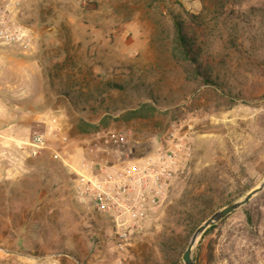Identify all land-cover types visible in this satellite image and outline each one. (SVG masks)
<instances>
[{
  "label": "rangeland",
  "instance_id": "1",
  "mask_svg": "<svg viewBox=\"0 0 264 264\" xmlns=\"http://www.w3.org/2000/svg\"><path fill=\"white\" fill-rule=\"evenodd\" d=\"M224 3L25 0L17 25L30 46H0V264H161L165 232L192 236L264 182V0ZM176 20L194 32L211 83L175 60ZM144 103L156 109L150 118H121ZM54 120L69 142H53L74 167L110 134L126 144L98 153L109 165L174 139L191 147L168 204L128 251L114 252L110 220L79 202L68 166L21 145ZM216 225L194 248L195 264H264V191Z\"/></svg>",
  "mask_w": 264,
  "mask_h": 264
},
{
  "label": "built area",
  "instance_id": "2",
  "mask_svg": "<svg viewBox=\"0 0 264 264\" xmlns=\"http://www.w3.org/2000/svg\"><path fill=\"white\" fill-rule=\"evenodd\" d=\"M80 7H88L95 0H73ZM25 0H0V46L9 49L30 46L31 34L27 27L17 25ZM54 120L46 133L37 134L22 146H29L30 156L49 152L52 159L64 163L76 175L75 192L81 204L88 205L99 216L110 220L113 228V250L122 254L131 247L147 222L168 204L174 183L184 162L191 158V147L174 139L165 149L150 157L140 158L120 166L109 165L100 151L126 144L122 134H110L99 139L94 148L74 167L53 142H69L66 135H58ZM20 147V148H23Z\"/></svg>",
  "mask_w": 264,
  "mask_h": 264
},
{
  "label": "trees",
  "instance_id": "3",
  "mask_svg": "<svg viewBox=\"0 0 264 264\" xmlns=\"http://www.w3.org/2000/svg\"><path fill=\"white\" fill-rule=\"evenodd\" d=\"M221 1L230 4H240L244 0ZM173 56L177 62L182 64L185 71L190 72L189 74H191L193 78L197 79L201 77L206 83H211V77L208 75V69L203 68L200 63L201 48L198 45L195 34L182 20L175 21V46L173 48ZM155 111L156 109L152 104L144 103L137 109L122 115L121 118L127 122L135 119H148ZM106 124L107 123H104V120H102L98 125L80 121L77 125V131L80 134H88L98 130L102 125L104 126ZM216 226L217 225H214L209 228L205 234L214 230ZM191 234L192 233L190 232L183 240H179L177 237L165 232L161 240L158 242L159 252L161 254V264H184L182 257ZM146 263L150 264L151 261H147Z\"/></svg>",
  "mask_w": 264,
  "mask_h": 264
},
{
  "label": "water",
  "instance_id": "4",
  "mask_svg": "<svg viewBox=\"0 0 264 264\" xmlns=\"http://www.w3.org/2000/svg\"><path fill=\"white\" fill-rule=\"evenodd\" d=\"M264 191V182L256 189L248 193L243 199L230 203L221 210L213 213L206 221H204L191 236L187 248L183 254L184 264H195L193 261V250L196 247L201 236L212 226L220 223L226 219L229 215L233 214L242 207L248 205L256 196Z\"/></svg>",
  "mask_w": 264,
  "mask_h": 264
}]
</instances>
